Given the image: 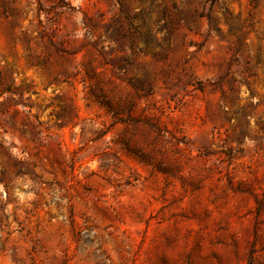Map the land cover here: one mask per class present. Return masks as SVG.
Returning a JSON list of instances; mask_svg holds the SVG:
<instances>
[{"label":"rangeland","instance_id":"1","mask_svg":"<svg viewBox=\"0 0 264 264\" xmlns=\"http://www.w3.org/2000/svg\"><path fill=\"white\" fill-rule=\"evenodd\" d=\"M215 1L0 0V264H264V0Z\"/></svg>","mask_w":264,"mask_h":264},{"label":"trees","instance_id":"2","mask_svg":"<svg viewBox=\"0 0 264 264\" xmlns=\"http://www.w3.org/2000/svg\"><path fill=\"white\" fill-rule=\"evenodd\" d=\"M114 1L118 4V6H119V8H120V13H121V14H122V12H123V13H126V12H125V7H124V5H123L124 0H114ZM139 1L145 3V2H147V1H151V2H153L154 0H139ZM202 2H203V1H202ZM202 2L199 3V5H201V6L199 7V9H200L199 11L194 10L193 14L188 13V14L186 15V17H187L188 19H192V17L195 16V17L198 18L199 20H201V19H206V21H207V25H208V28H210V27H214V21H213V20L211 19V17H210V11L205 12L204 5H203ZM204 2H210V5H213L216 1H215V0H204ZM173 8H174V10H177L178 7H177L176 3H173ZM166 12H167V9H164V10L162 11V14H163L164 16H166ZM143 13H144V9H141V10H139L138 12H136V13L133 15L132 18H141V17L143 16ZM167 17H168V22H165V23H163L162 25H160V27H158L160 30H162V29H166L167 26H169L170 28H172V30H174V29L176 28V20H175V19H171L170 16H169L168 14H167ZM128 18H129V17H128ZM182 21H183V20H182ZM118 22H119V21H118ZM85 27H86V26H85ZM216 31H217V30H216ZM115 35H116V39H117V41H118V40H122V39L125 38L124 34H122V30L117 31ZM146 41H147V42H146ZM146 41H145L146 44L149 45V47H151V46H152V41H151V40H146ZM11 92H12V86L9 85L8 83L4 82L3 79L0 78V97H2V96L5 95V94H9V93H11ZM1 104H2V102H0V106H1ZM0 156H1V157H5V158H7L8 160L11 161L12 167L15 169V173H16V175H18V176H26V175L30 176V173L27 172V170H24L25 167L29 165V163H28L26 160L24 161V160H18V159H16V158H14V157L12 156V153H11L10 149L7 148V147L4 145V143L1 142V141H0ZM2 174H3V173L1 172L0 175H2ZM0 182H1V180H0ZM4 189H5V190L7 189V186H6V185H4ZM0 222H1V221H0Z\"/></svg>","mask_w":264,"mask_h":264}]
</instances>
